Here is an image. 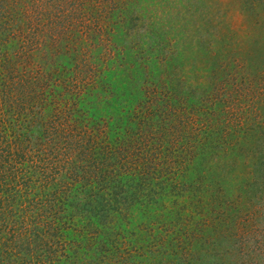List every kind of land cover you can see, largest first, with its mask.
I'll use <instances>...</instances> for the list:
<instances>
[{"label":"rangeland","instance_id":"1","mask_svg":"<svg viewBox=\"0 0 264 264\" xmlns=\"http://www.w3.org/2000/svg\"><path fill=\"white\" fill-rule=\"evenodd\" d=\"M0 9L6 29L15 26L11 49L21 51L26 42L33 53L29 61L16 55L8 68L24 74V87L49 94L40 101L45 111L68 118L66 124L79 132L86 128V140H114L116 155L133 152L128 164L116 160L121 176L137 179L151 169L140 193L122 181L113 186L116 199L101 222L86 224L72 207L66 218L71 222L61 229L70 241L69 257L52 264H192L189 255L196 257L194 264H264L256 241L264 211L259 218L246 209L264 196L251 203L245 190L264 154V0H0ZM29 19H37L39 36L24 32ZM210 119L227 128L229 144L222 135L221 146L214 145L217 162L208 161L197 141L186 145L189 136L208 143L199 129ZM186 125L193 127L189 135ZM56 154L46 172L57 176L58 186L62 174L79 185L69 178L78 171L60 149ZM222 156L226 173L220 172ZM156 167L163 171L153 172ZM261 184L260 179L255 185ZM36 189L29 194L28 214L49 213L51 202L44 190L34 195ZM75 194L85 199L84 191ZM36 196L45 205H35ZM9 197L2 204L13 209ZM13 222L9 218L8 227ZM52 231L45 239L53 238ZM243 247H250V257L242 255Z\"/></svg>","mask_w":264,"mask_h":264},{"label":"trees","instance_id":"2","mask_svg":"<svg viewBox=\"0 0 264 264\" xmlns=\"http://www.w3.org/2000/svg\"><path fill=\"white\" fill-rule=\"evenodd\" d=\"M32 12L31 15H36L35 17L38 18L40 13H36L34 10ZM14 27L6 29L3 16L0 15V213L3 214L1 220H5V225H3L4 223H0V264H39L42 259L43 261L46 259L52 264L55 260L62 262L63 258L67 259L69 257L67 245H69L70 241L64 239L66 233L64 234V230L61 232V229L64 227L63 223L67 224V222H71V220L67 221L66 218L69 216L72 207H75L79 214L82 212L85 215L87 220L86 224L92 226L97 222H101L102 219L107 216V212L112 207V203L115 202L113 200L116 199V193L114 195L112 191L115 190L113 186H115L117 182L122 181L126 183V186L133 187L132 193L136 190H139L140 193L142 186L145 185L144 181L147 182L149 181V177L151 178V169L148 166L141 170V178L137 179L132 176L127 178L121 176L117 163H130L132 159L131 153L133 154V152H129V154L128 151H125L122 156L116 155L115 150H112L115 148L114 140H112L113 143L108 141L105 142V144L102 140L100 141L102 145H99L97 141H93L92 137L86 140V135L91 136L90 133L87 134L88 131L85 130L86 128L82 129V131L85 132V134H82V131L79 132L80 130H77V126L75 128V125L71 126L66 124V122H70L68 118L56 117V111H45L43 107L45 103L41 104L40 101L43 100V96H49V94L47 92L44 94L41 87H24V74L20 71L17 75L15 72L12 74L14 67L8 68L14 65L11 60L16 57V55L26 57L28 61L33 57L29 43L24 42V44H21L19 46L21 51L14 52L11 49L9 40L16 34ZM39 30L40 26L37 25V19L35 23H33V20L31 21V19H29L28 27H26V31L24 32L28 33V31H34V36H39ZM48 31L49 30H47V32ZM3 37L6 39H3ZM4 42L9 45H3ZM27 63L28 62H26L25 65ZM16 64L20 66L19 63ZM17 68L19 70L21 67ZM8 80L10 83L16 82L14 85H18L19 87H11ZM30 98H33L35 103L31 102ZM211 112L212 111H208L206 114L210 115ZM209 121L211 123L204 122L199 129L202 130V134H204V138L208 140V143L206 145L202 143L201 140L203 139L201 137L194 138L193 136H189L188 139L191 140H186V145L192 144V140L197 141L198 150L201 146H204L202 151L210 155L207 158L208 161L215 160L217 162L219 161V155H217L216 149L218 146H221V142H218V139L221 138L220 136L223 135V141H225V144H229L226 134L227 128L218 120L215 121L210 119ZM228 126L227 124V127ZM99 127L102 128L101 125L97 128L99 129ZM191 128L193 127H188V125L184 128V130L188 132V135L192 132ZM76 131H78V133H75ZM219 131H221L220 135L218 133ZM216 134L219 136L216 137ZM62 137L65 138L62 139L65 141L59 143ZM221 140L222 139L219 141ZM216 142H218V146L214 147ZM44 144L48 147L46 151L43 149ZM130 145L131 143L128 144V146ZM58 149L61 150L62 156H66V161H69L68 163H70L72 167L71 170L78 171L77 174L72 171L76 175L72 174L74 177L71 175L69 178L71 177L75 180H79V185H75L76 183L73 181L72 183H70V181L68 182L67 175L62 174V177H65L63 178L65 181L58 186L57 176H51L49 172H46V168L49 166V164L47 166V163H49L48 160L52 161L58 158V154H56ZM106 149H108V151H105ZM118 152H120V150ZM35 154L37 156H35ZM223 157L224 156L220 157L223 159V163L221 161L223 167L220 172L226 173L228 163L226 158ZM86 160H88V166L83 165ZM26 162L29 163V166H34L32 171H27L28 166L23 164ZM146 163L147 158H145L144 164ZM109 164L112 166L111 169L109 168ZM115 168H117L120 174ZM258 168V171L255 173V179L251 180V186H249L250 183L248 182L245 189L247 191V200L249 198L251 203L253 202L252 198H257V195L260 197L261 192L264 196V154H261L258 158ZM156 171L162 172L163 169L156 167L153 172ZM26 173L29 175L26 176ZM133 179L137 181L133 183ZM260 179L262 184L256 187L257 185L255 184L256 182L258 183ZM27 180H33V185L28 184ZM113 182L114 185L112 184ZM31 186H34L33 189L37 188L34 195L44 190L51 202V206H53V208L49 209V213L42 214L41 212L35 213L31 211V214H28L30 211H28L27 207L32 209L30 203L33 200L29 196L30 192H33V189L31 190V188H29ZM79 187H81L80 190L78 189ZM81 190L84 191L85 199L83 200L75 194L77 191ZM9 193V198L14 206L13 209L9 206L10 204L6 206L2 204L4 199L7 200L6 198H8ZM70 195H72L73 199L69 198ZM76 198H78V201L75 202ZM43 199L41 198L39 200V197L36 196V200L33 202L35 205L38 203L45 205ZM252 206L253 204L250 205L248 203V207H246L247 214H254L259 218H263L264 201L262 197L258 206ZM12 217L14 221L13 225L12 227H8L9 218ZM72 220L74 221V218H72ZM219 220V222L225 221V219L221 218H219ZM251 222L253 223L254 221L251 220ZM259 226L260 223L255 221V227L252 228L257 231ZM10 227L13 232L9 234L8 237L4 238L3 231L6 230L5 232H9L6 228ZM49 230H53L52 241L45 239V235L48 234ZM238 235H242V231ZM263 240L264 223H262L260 234L256 238V241L260 243L261 248L264 250L262 245V243H264ZM63 243H65L64 251V248L61 249L59 245ZM188 245L185 246V248H187ZM9 246H12V249H9ZM188 248L191 252L190 247ZM241 251L242 255L251 256L249 253V251H251L250 247L248 249H244L243 247ZM4 252L6 256L3 255ZM25 255H27V257H24ZM253 256L254 255H252V258ZM189 258L191 260L187 259V261L194 264L193 261L196 257L189 255ZM27 259H29V261H27Z\"/></svg>","mask_w":264,"mask_h":264}]
</instances>
